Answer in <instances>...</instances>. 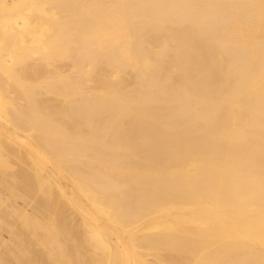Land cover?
I'll return each instance as SVG.
<instances>
[{
    "label": "bare ground",
    "instance_id": "6f19581e",
    "mask_svg": "<svg viewBox=\"0 0 264 264\" xmlns=\"http://www.w3.org/2000/svg\"><path fill=\"white\" fill-rule=\"evenodd\" d=\"M0 264H264V0H0Z\"/></svg>",
    "mask_w": 264,
    "mask_h": 264
},
{
    "label": "rangeland",
    "instance_id": "374dc122",
    "mask_svg": "<svg viewBox=\"0 0 264 264\" xmlns=\"http://www.w3.org/2000/svg\"><path fill=\"white\" fill-rule=\"evenodd\" d=\"M0 233H1L3 236H5V232H4V231L0 230Z\"/></svg>",
    "mask_w": 264,
    "mask_h": 264
}]
</instances>
